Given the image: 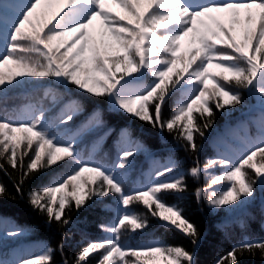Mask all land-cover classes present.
<instances>
[{"label": "snow or ice", "instance_id": "1", "mask_svg": "<svg viewBox=\"0 0 264 264\" xmlns=\"http://www.w3.org/2000/svg\"><path fill=\"white\" fill-rule=\"evenodd\" d=\"M46 82L69 92L68 86L74 87L81 96H107L113 111L161 131L171 133L179 125L177 138L192 152L199 151L194 133L203 138L214 122L204 119L214 117L209 100L227 115L245 104L240 91L245 90L259 98L255 137L243 144L238 158L221 151L203 166L197 161L187 175L206 181L194 195L211 209L235 211L255 202L257 187L264 189V0H0V102L16 90ZM43 95L49 105H31L23 118L0 114V156L21 172L15 185L20 195L30 174L51 171L48 183L28 193L30 205L47 216L49 224L71 223L65 217L69 196L77 210L92 197L114 199L115 220L99 226L111 238L82 246L74 257L76 264H135L126 261L127 256L154 258V264L161 258L165 264H197L195 251L183 246L157 242L125 248L120 242L126 225L133 232L147 226L145 218L128 207L136 202L160 227L184 236L194 248L199 245L195 224L178 204L167 201L187 191L178 163L169 159L158 164L146 185L126 191L125 173L117 170L130 169L141 146L125 140L112 168L86 160L77 144L88 125L70 127L82 110L81 102L61 103L51 89ZM194 113L202 124L195 123ZM90 121L99 126L98 110ZM127 135L123 130L122 136ZM257 157L262 158L259 164ZM245 166L254 171L255 179H244ZM217 168L221 171L215 172ZM57 170L62 175L57 176ZM0 171L7 174L4 164ZM221 182L225 187L218 191L214 186ZM6 195V186L0 184V198ZM5 223L0 218V225ZM24 234L18 226L6 231L13 240ZM256 250L264 253V241H243L216 264H240L246 253L254 255ZM52 251L45 247L39 254L0 264H50Z\"/></svg>", "mask_w": 264, "mask_h": 264}, {"label": "trees", "instance_id": "2", "mask_svg": "<svg viewBox=\"0 0 264 264\" xmlns=\"http://www.w3.org/2000/svg\"><path fill=\"white\" fill-rule=\"evenodd\" d=\"M176 77H173L175 81ZM219 79V77H217ZM70 92L64 86L46 82L39 86H26L9 94L3 102H0V114H7L20 118L23 114V107L32 103L39 105L42 101L45 106L49 101L44 99V92L52 90V95L61 99V103L71 99L79 100L82 110L74 116L70 122L71 129H77L81 125H88L82 129L77 146L81 155L86 160H92L107 168H112L117 153L124 146L125 140L130 141V146L140 145V151L134 157V164L128 170L119 169L117 172H124L123 177L125 190L146 185L152 178L158 164L166 163L169 159L178 163V171L185 174L187 191L181 198L175 196L167 197L170 204H178L183 209L184 215L190 220L200 233V243L194 248L188 239L174 231H167L160 227L157 220L153 218L146 207L139 203H131L128 207L146 220L147 226L135 232L130 225H126L127 231L122 229L121 244L125 248H137L153 243H164L169 246H183L188 251H195L197 264H216V260L225 255L231 248L243 241H264V189L257 187L255 202L235 211L229 212L224 208L211 209L204 200L198 202L194 195L197 187L206 183L205 180L194 181L187 172L197 161L203 166L209 157L215 156L223 151L233 159L241 155L243 144L256 135L255 120L259 116V98L249 96L247 91L240 90L245 99L244 105H237L235 110L227 115L216 111L213 100L209 104L213 106L214 117L212 125L205 130L203 138L195 134L199 146L198 152L186 150L184 141L178 139L180 126H175L173 131H161L154 128L147 122L123 112L113 111L107 102V96L103 98H92L81 96L77 89L68 86ZM171 88V85H169ZM151 108V105H149ZM172 109L169 104L164 109L167 118ZM99 111V126H94L90 121L95 111ZM225 111H228L225 109ZM56 109L52 115L54 116ZM195 123L202 124V119L194 113ZM128 130L127 136H122V131ZM66 134V133H62ZM35 148V145H33ZM31 155V153H29ZM261 157L256 158L259 164ZM28 162V158H25ZM0 164H4L7 174L0 171V184L7 188V195L0 198V218L7 220V223L0 225V257L7 261H15L28 255H36L45 247H50L52 260L50 264H76L75 255L82 246L92 240L111 238L109 234L100 229L102 223L109 225L116 218V204L110 198H89L84 205L77 210L73 199H67L65 217L71 223H48L47 216L35 210L28 201V193L42 184L49 181L51 171L45 172L39 169L38 172L30 174L29 178L22 184L23 195L16 191L15 185L21 181V172L14 171L0 156ZM221 171L220 168L214 170ZM246 173L244 179L251 181L255 179L252 169L245 166L242 169ZM57 176L62 175L60 170ZM174 175V174H173ZM87 179V177L85 178ZM237 179H241L238 177ZM97 185L100 183L96 181ZM218 191L223 190L225 182L214 186ZM71 191V185L69 190ZM59 199V194H58ZM20 227L25 234L18 240L10 239L6 231L10 228ZM61 245L63 249L61 250ZM126 261H134L135 264H154V258L131 256L125 257ZM159 264H165L163 259ZM240 264H264V253L256 250L254 255L245 254Z\"/></svg>", "mask_w": 264, "mask_h": 264}, {"label": "rangeland", "instance_id": "3", "mask_svg": "<svg viewBox=\"0 0 264 264\" xmlns=\"http://www.w3.org/2000/svg\"><path fill=\"white\" fill-rule=\"evenodd\" d=\"M5 71H7V68L5 69ZM31 105L29 104L28 106L25 107V111L27 108H29ZM22 118H23V115H22ZM1 260V259H0Z\"/></svg>", "mask_w": 264, "mask_h": 264}]
</instances>
